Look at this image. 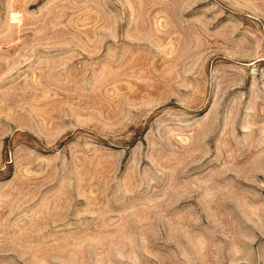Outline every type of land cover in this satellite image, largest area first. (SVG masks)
Here are the masks:
<instances>
[{
	"label": "rangeland",
	"instance_id": "1",
	"mask_svg": "<svg viewBox=\"0 0 264 264\" xmlns=\"http://www.w3.org/2000/svg\"><path fill=\"white\" fill-rule=\"evenodd\" d=\"M0 264H264V0H0Z\"/></svg>",
	"mask_w": 264,
	"mask_h": 264
}]
</instances>
